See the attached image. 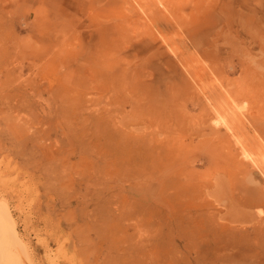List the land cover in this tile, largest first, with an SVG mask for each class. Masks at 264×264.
Segmentation results:
<instances>
[{
    "label": "rangeland",
    "instance_id": "1",
    "mask_svg": "<svg viewBox=\"0 0 264 264\" xmlns=\"http://www.w3.org/2000/svg\"><path fill=\"white\" fill-rule=\"evenodd\" d=\"M0 163V264H264V0H0Z\"/></svg>",
    "mask_w": 264,
    "mask_h": 264
},
{
    "label": "bare ground",
    "instance_id": "2",
    "mask_svg": "<svg viewBox=\"0 0 264 264\" xmlns=\"http://www.w3.org/2000/svg\"><path fill=\"white\" fill-rule=\"evenodd\" d=\"M221 99V98H220ZM232 103V102H231ZM229 104V103H228ZM226 106V105H225ZM219 107V106H218ZM231 108V107H230ZM234 108L232 107V109L231 110H233ZM226 111H230V110H227V109H225ZM221 112V111H220ZM223 113V112H222ZM224 114V113H223ZM230 114V113H229ZM231 115H232V113H231ZM233 117V116H232ZM223 119H225V118H223ZM237 118H235V120H236ZM239 120H240V117L238 118ZM237 119V120H238ZM236 120V121H237ZM234 122L235 121H233V124H234ZM238 122V121H237ZM236 122V123H237ZM241 122H238V124L237 125H239V128H240V125L241 124H243V123H241ZM236 125V124H235ZM234 125V126H235ZM234 126H231V127H234ZM244 126V125H243ZM236 127H238V126H236ZM215 129V128H214ZM218 129V128H217ZM217 129H216V131H217ZM230 129V128H229ZM233 129V128H232ZM214 132V131H213ZM246 145V144H245ZM249 145V144H248ZM247 146V145H246ZM248 147V146H247ZM246 147V148H247ZM261 148V147H260ZM245 149V148H244ZM247 150V149H246ZM251 150V149H250ZM244 151V150H243ZM246 152V151H245ZM245 152H243V153H245ZM254 152V151H253ZM183 154V153H182ZM178 155V154H177ZM244 155V154H243ZM253 155H255V154H253ZM168 156V155H167ZM182 156V155H181ZM232 156V155H231ZM232 157H234V156H232ZM174 158V157H173ZM182 158V157H181ZM231 158V157H230ZM258 158V157H257ZM175 159V158H174ZM256 159V158H255ZM177 160V159H176ZM235 160H236V158H235ZM241 160V159H240ZM240 160H239V162H240ZM256 161V160H255ZM235 163V162H234ZM1 164V163H0ZM170 165H171V163H170ZM239 165H241V164H239ZM238 166V165H237ZM245 167V166H244ZM258 167V166H257ZM246 168H247V166H246ZM238 169V168H237ZM239 169H240V167H239ZM245 169V168H244ZM251 171V170H250ZM252 178V177H251ZM230 187V186H229ZM258 190H259V187H258ZM7 208H1L0 207V217H1V219L3 218L5 221L6 220H8V217H10V214H9V212H8V210H6ZM2 230V229H1ZM5 231H3V233H4ZM3 237V239L6 241V245L7 244H9L8 243V241H7V239H8V237H7V234L5 235V233H4V235L2 236Z\"/></svg>",
    "mask_w": 264,
    "mask_h": 264
}]
</instances>
